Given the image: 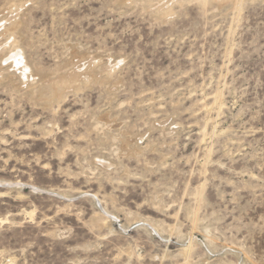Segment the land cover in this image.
I'll return each instance as SVG.
<instances>
[{"label":"rangeland","instance_id":"1","mask_svg":"<svg viewBox=\"0 0 264 264\" xmlns=\"http://www.w3.org/2000/svg\"><path fill=\"white\" fill-rule=\"evenodd\" d=\"M0 264H264V0H0Z\"/></svg>","mask_w":264,"mask_h":264},{"label":"bare ground","instance_id":"2","mask_svg":"<svg viewBox=\"0 0 264 264\" xmlns=\"http://www.w3.org/2000/svg\"><path fill=\"white\" fill-rule=\"evenodd\" d=\"M203 1V0H202ZM15 57V56H14ZM15 61V65H16V69L17 71H19L20 73L24 74V76L26 75V73H28V67L27 64L24 61H20V60H14ZM19 184V183H18ZM17 185V184H16ZM19 186V185H18ZM94 196V195H93ZM153 229V228H152Z\"/></svg>","mask_w":264,"mask_h":264}]
</instances>
